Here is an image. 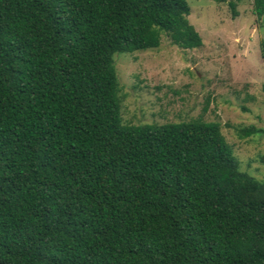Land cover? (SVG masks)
I'll list each match as a JSON object with an SVG mask.
<instances>
[{
    "label": "trees",
    "instance_id": "16d2710c",
    "mask_svg": "<svg viewBox=\"0 0 264 264\" xmlns=\"http://www.w3.org/2000/svg\"><path fill=\"white\" fill-rule=\"evenodd\" d=\"M189 14L187 0H0V264H264V180L220 125L121 117L113 56L163 35L200 48Z\"/></svg>",
    "mask_w": 264,
    "mask_h": 264
},
{
    "label": "rangeland",
    "instance_id": "374dc122",
    "mask_svg": "<svg viewBox=\"0 0 264 264\" xmlns=\"http://www.w3.org/2000/svg\"><path fill=\"white\" fill-rule=\"evenodd\" d=\"M187 3L200 48H179L163 35L157 49L113 56L122 120L136 126L218 123L240 170L264 180V134L241 136L264 129V14L253 13V0Z\"/></svg>",
    "mask_w": 264,
    "mask_h": 264
}]
</instances>
